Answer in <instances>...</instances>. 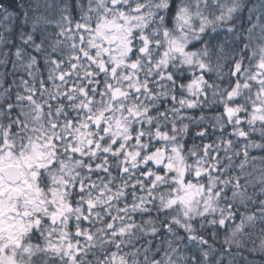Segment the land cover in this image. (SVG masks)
I'll return each mask as SVG.
<instances>
[{
	"label": "clouds",
	"instance_id": "1",
	"mask_svg": "<svg viewBox=\"0 0 264 264\" xmlns=\"http://www.w3.org/2000/svg\"><path fill=\"white\" fill-rule=\"evenodd\" d=\"M0 264H264V0H0Z\"/></svg>",
	"mask_w": 264,
	"mask_h": 264
}]
</instances>
